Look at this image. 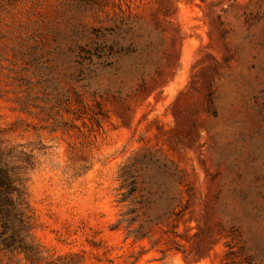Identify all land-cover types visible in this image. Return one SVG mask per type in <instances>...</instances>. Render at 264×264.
Listing matches in <instances>:
<instances>
[{"label":"rangeland","instance_id":"374dc122","mask_svg":"<svg viewBox=\"0 0 264 264\" xmlns=\"http://www.w3.org/2000/svg\"><path fill=\"white\" fill-rule=\"evenodd\" d=\"M0 146L33 158L45 264H264V0H0ZM148 153L189 200L136 240Z\"/></svg>","mask_w":264,"mask_h":264},{"label":"trees","instance_id":"16d2710c","mask_svg":"<svg viewBox=\"0 0 264 264\" xmlns=\"http://www.w3.org/2000/svg\"><path fill=\"white\" fill-rule=\"evenodd\" d=\"M208 112L215 115L213 108ZM34 169L33 158L16 147L0 146V264H45L47 258L31 238L32 215L27 183ZM119 203L127 210L119 225L128 237H149L151 225L179 214L184 194L177 187L168 189V181L181 183L177 170L153 153L134 157L120 173ZM141 219H144L141 221ZM137 225L136 228H133Z\"/></svg>","mask_w":264,"mask_h":264}]
</instances>
